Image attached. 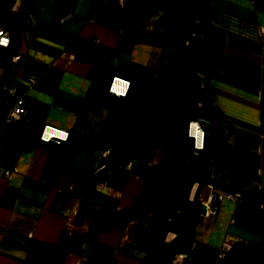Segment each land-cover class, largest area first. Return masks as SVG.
I'll use <instances>...</instances> for the list:
<instances>
[{"label": "crops", "instance_id": "1", "mask_svg": "<svg viewBox=\"0 0 264 264\" xmlns=\"http://www.w3.org/2000/svg\"><path fill=\"white\" fill-rule=\"evenodd\" d=\"M34 1L12 60L14 97L25 98L27 114L0 126V163L10 134L36 142L45 125L147 131L194 111L192 121L201 124L206 141L205 151L196 154L211 167L205 185L193 183L190 189L189 201L200 200L192 243H182L170 264H222L221 249L264 244V0H210V21L223 39L221 55L212 63L204 61L211 55L206 48L193 56L183 50L188 41L180 47L166 42L175 13L200 22L199 0H160L143 10L131 0ZM187 57L203 69L202 80L196 79L201 93L193 91L187 76L175 93L141 100L136 110L70 109L81 101L113 100L107 90L117 75L107 68L132 64L171 70ZM30 73L38 77L32 85L25 80ZM187 95L189 103L177 108L175 101ZM12 106L13 99L6 98L1 115ZM17 153L11 168L0 165V264H28L32 253L86 235L104 212H128L150 193L162 158L157 149L126 166L103 169L100 160L108 150L39 147ZM190 170H179L161 203L157 223L166 230L168 244H174L188 216L190 203L183 211L177 203ZM227 193L237 195V203L216 198ZM7 194L14 195L13 203L4 201ZM153 212L145 219L116 221L77 253H66L61 264H147L136 230L153 220Z\"/></svg>", "mask_w": 264, "mask_h": 264}, {"label": "trees", "instance_id": "2", "mask_svg": "<svg viewBox=\"0 0 264 264\" xmlns=\"http://www.w3.org/2000/svg\"><path fill=\"white\" fill-rule=\"evenodd\" d=\"M20 7L14 8L16 0H0V29L9 36V47L0 48V108L5 101L2 87L11 85L14 80L15 70L12 62L19 50V41L23 33V25L30 16V11L34 6V0H18ZM140 8L149 5L158 4L160 0H131ZM204 8L203 16L197 24L190 22V17L182 16L177 13L171 19L170 33L168 41L170 45L183 46L187 41L188 46L183 50H192L193 56H196L202 48H206L211 55L204 59L205 62L217 59L221 55V46L223 45L222 35L215 29L210 21L213 13L210 0H199ZM196 33L198 38H192L191 34ZM192 57L182 60L179 68L171 70H148L132 64L122 65L117 69H108L115 75L128 79L131 82V88L125 98H113L110 103L81 101L70 107L74 111L90 110L91 108L104 107L107 109L130 108L136 110L137 103L150 97L160 95H172L174 89L182 87V79L187 76L193 79V91L201 93L199 88L201 84L196 80L194 74L197 71H203L200 66L193 64ZM195 78V79H194ZM168 82H176L170 87L164 85ZM138 87V90L133 88ZM133 91V93H132ZM199 97H201L199 95ZM0 109V115H1ZM194 111L190 114H179L174 122L158 124L147 131H125L103 125L89 131L81 129H72L68 133L69 139L62 143H43L40 140L31 142L29 140L18 138L10 134L7 145L3 149V155L0 165L5 168H11L17 152L32 150L35 148L51 149L62 147L68 151L76 150H108V154L100 160V166L108 169L112 166H126L130 159L140 156H151L157 150H162L160 158V171L157 179L150 185V193L134 201L133 207L126 213L119 214L111 210L100 215L97 225L87 232L86 235L79 236L73 241L64 242L54 246L50 251H36L26 259L28 264H61L62 257L66 253H77L79 246L83 242L93 239L100 231L110 228L116 221L121 219H130L136 217L145 219L147 214L153 212V220L146 225H140L137 228V243L142 244L145 250V262L147 264H159L160 259L165 257L167 264L171 263L173 256L178 253V244L187 243L191 245L194 238V228L198 211L200 210V200L190 198V189L193 183L205 185L209 177L211 164H203L198 158L192 146V140L188 137L186 129L189 122L194 118ZM189 167L191 178L183 185V191L178 198L177 210L183 209L190 203L188 216L183 225V230L174 244L165 243L166 230L160 228L157 219L160 218L157 208L158 203H162L167 196L169 187L178 176L179 170ZM80 184L82 182H79ZM14 195L7 194L4 201L7 204L13 203ZM128 215V216H126ZM104 217H107L104 218ZM222 264H264V244L254 245H235L225 253Z\"/></svg>", "mask_w": 264, "mask_h": 264}, {"label": "built area", "instance_id": "3", "mask_svg": "<svg viewBox=\"0 0 264 264\" xmlns=\"http://www.w3.org/2000/svg\"><path fill=\"white\" fill-rule=\"evenodd\" d=\"M70 16H67L69 18ZM192 38H196L197 35L195 33L191 34ZM10 45L9 43V36L0 29V48H8ZM194 77L197 79L202 78L201 72L197 71L194 74ZM0 78H1V71H0ZM38 79L37 75L34 73L27 74L26 76V82L29 84H34L35 80ZM130 81L128 79L114 76L111 79V83L109 85V88L107 90V93L115 98H125L129 93L128 90H130ZM2 91L4 93L5 98H11L13 99V106L10 107L9 111L7 110L6 113L2 114L0 117V126L3 128L8 125L9 123L16 121L22 117H25L27 114V111L25 109V98L20 97H14L17 88L12 85H4L2 87ZM188 137L192 140V146L194 150L197 153L203 152L206 149L205 145V132L202 130L201 124H199L197 121H191L188 124V127L186 129ZM69 131L62 130L50 125H45L42 128L41 134H39L38 138L43 143H61L66 142L68 137ZM6 177H9V172L6 174ZM210 190H213L212 186H209ZM218 200L227 199L229 201H232V203L237 202V195H231L229 193L225 195H219V197H216ZM227 250H222L218 253L219 258L224 257V253Z\"/></svg>", "mask_w": 264, "mask_h": 264}, {"label": "rangeland", "instance_id": "4", "mask_svg": "<svg viewBox=\"0 0 264 264\" xmlns=\"http://www.w3.org/2000/svg\"><path fill=\"white\" fill-rule=\"evenodd\" d=\"M202 78H203V76H202ZM202 78H200V79H198V80H202ZM197 79V78H196ZM133 89H135V91L136 90H138L139 88L136 86L135 88H133ZM183 96H185V94L183 95ZM189 96L187 95L186 96V98L184 99V101L183 102H180L179 104H177V102L175 101V104L177 105V108H180L181 106V109L183 108V106H185L184 104H188L189 103V101H190V99L188 98ZM150 102H152L151 100L150 101H148L147 103H150ZM186 102V103H185ZM223 195H225V194H223ZM223 200H227V199H223ZM238 201V200H237ZM237 203V202H236ZM182 245V243H180V245L178 244V247L180 248V246ZM177 247V248H178ZM219 253V252H218ZM224 256H225V253H224ZM224 258V257H223ZM220 259V258H219Z\"/></svg>", "mask_w": 264, "mask_h": 264}, {"label": "water", "instance_id": "5", "mask_svg": "<svg viewBox=\"0 0 264 264\" xmlns=\"http://www.w3.org/2000/svg\"><path fill=\"white\" fill-rule=\"evenodd\" d=\"M160 207H161V203H158V204H157V208H160Z\"/></svg>", "mask_w": 264, "mask_h": 264}]
</instances>
